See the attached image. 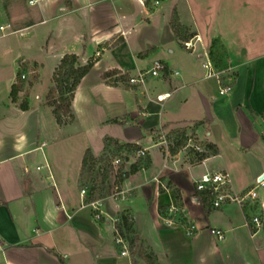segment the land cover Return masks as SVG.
Wrapping results in <instances>:
<instances>
[{
    "label": "crops",
    "instance_id": "obj_1",
    "mask_svg": "<svg viewBox=\"0 0 264 264\" xmlns=\"http://www.w3.org/2000/svg\"><path fill=\"white\" fill-rule=\"evenodd\" d=\"M174 9L201 38L196 52L175 35ZM0 17V26L9 25L2 35L27 38L15 64L36 73L29 94L19 92L28 109L10 96L16 74L0 100V264H147L141 245L158 264H264V211L252 230L250 209L226 203L206 212L195 190L207 172L227 170L238 192L264 173V0H0ZM203 50L228 70V93L205 76ZM65 54L95 64L74 92L73 120L59 124L45 101L48 90L40 88L43 67H51L49 89ZM156 60L166 65L162 73L128 82ZM110 70L119 73L104 77ZM45 108L54 125H47ZM179 129L204 151L213 143L218 152L198 162L187 137L172 154ZM88 149L96 157L127 150V172L149 163L120 183L114 170L104 182L90 180L82 175ZM137 149L145 156L138 158ZM259 198L264 204V188ZM92 201L103 212L99 219ZM173 203L183 220L169 226L163 217ZM121 215L131 217L139 237L136 252L124 255L113 232Z\"/></svg>",
    "mask_w": 264,
    "mask_h": 264
},
{
    "label": "built area",
    "instance_id": "obj_2",
    "mask_svg": "<svg viewBox=\"0 0 264 264\" xmlns=\"http://www.w3.org/2000/svg\"><path fill=\"white\" fill-rule=\"evenodd\" d=\"M34 1H31L33 3ZM157 3L154 4L156 6ZM156 9V8H155ZM154 9V10H155ZM9 25H1L0 30L5 31ZM197 42H201V38L198 35H194L192 38L182 42L183 47L192 52H196ZM200 59H202V67L205 71V76L207 78H216L221 94H226L232 89V81H228V70L219 69L215 61L211 57V53L207 50H203L198 54ZM166 69L165 63L156 60L153 62L151 67L145 71H139L135 76L129 78L128 82L130 84H143L148 76H157ZM26 74L21 73L20 80L26 79ZM16 82V81H15ZM169 94L158 96L159 100H162L163 96H168ZM39 98V96H36ZM187 147H191L195 152L202 153L204 148L194 139L193 136H189L187 140ZM146 149L135 150V155L140 158L145 156ZM131 154L127 150L122 151L118 156H116L111 164L113 170L125 176L127 171L125 165L128 163V159ZM206 158H203L204 161ZM27 170V168L25 169ZM264 188V173L260 174L253 186L243 190L236 191L232 184V179L230 173L227 170H218L214 172H207L203 174L199 179L195 181L196 191H206L210 196V205L213 208H219L226 203H233L241 208L250 209L248 213V219H246V225L252 230H258L262 225L264 204L259 198V189ZM82 195L86 193L85 189L81 191ZM123 193L117 192V195L123 197ZM98 212L95 214L96 218H101L103 212L99 209L98 201H92L90 203ZM183 209L177 204L169 205L163 219L164 222L173 226L178 224L183 220ZM129 220L131 217L128 216ZM122 223L121 218L113 219V232H114V243L121 250V253L128 254L129 243L124 233L118 227V224ZM210 232L216 237L217 240H222L224 238V231L219 228H212Z\"/></svg>",
    "mask_w": 264,
    "mask_h": 264
},
{
    "label": "trees",
    "instance_id": "obj_3",
    "mask_svg": "<svg viewBox=\"0 0 264 264\" xmlns=\"http://www.w3.org/2000/svg\"><path fill=\"white\" fill-rule=\"evenodd\" d=\"M150 1L156 2L162 0H145V3L149 4ZM170 25L175 35L183 41L192 38L196 34L194 32H191L187 26L183 25L180 22L176 9H174L172 12ZM94 64L95 59L89 60L86 64H81L78 60L77 55L65 54L60 60L59 64L56 66L52 76L53 85L47 92L46 102L53 108V114L59 124H66L73 120L74 114L72 110V100L74 98V92L82 78L92 69ZM118 73V70H110L104 73V77L113 76ZM17 77H19L18 74ZM120 78L124 81L127 80V77L124 75L120 76ZM20 81L21 80H18L12 84L10 96L13 102H17L18 106L21 109L26 110L28 109V103L26 99H20L19 97V92L22 90V82ZM172 133L174 135L175 145L170 148V152L172 154H176L178 150L184 146L188 136L186 135L185 130L180 129L173 131ZM110 144L111 140L106 139V150L110 146ZM127 145L130 146L129 144H126L125 146ZM132 147L137 148V145H132ZM205 148L206 151L198 153L196 161L199 162L203 158H206L209 154H215L218 152L217 146L213 143H206ZM107 159L108 157L106 151L99 157H96L88 149L83 157L82 175H84L86 179H100L102 182H104L109 177L110 172L113 171L111 162L108 163L107 166H99L100 163L107 162ZM148 163L149 160L146 159V164H141V162L133 164L130 168V171L127 172L125 176H122V174L119 173L117 175L116 181L120 183L129 174L135 173L136 171L141 169L142 166H147ZM176 195L179 199L180 195L178 192H176ZM198 199L201 202L204 210L207 212L208 208L210 207L209 194L206 191H199ZM120 218L122 223L118 224V227L124 233V236L129 243V249L133 253L138 247L139 237L134 234L132 222L131 220H129L128 216L121 215ZM139 252L147 264H158L156 263V259L153 254L146 252L142 245L139 248Z\"/></svg>",
    "mask_w": 264,
    "mask_h": 264
},
{
    "label": "rangeland",
    "instance_id": "obj_4",
    "mask_svg": "<svg viewBox=\"0 0 264 264\" xmlns=\"http://www.w3.org/2000/svg\"><path fill=\"white\" fill-rule=\"evenodd\" d=\"M5 22L4 18L0 17V23ZM13 29V28H11ZM10 29V30H11ZM5 32H8V30H5L4 32L0 31V100H4L7 97L8 94V90H9V83H10V79L12 77V75L14 74H18L19 76L21 75V73H25L26 79L21 80L20 82H22V89L25 90L27 92V94H29L30 90H31V86L34 84L35 80H34V76H36V73H30V69H28L26 67L23 68L22 67V71L20 68L17 67V65L15 64L13 58L14 55L17 51H25L24 49V45L26 42V36L25 37H19V35H15V34H4ZM34 69V68H33ZM50 70L51 67L49 65H46L45 67H43L42 69V79H43V84L42 87L40 88V90H49L48 86L46 88V84L49 82L50 79ZM20 80L19 77L16 76L15 81ZM45 86V87H44ZM45 94V97L47 95ZM44 95V93H42ZM44 100V96L43 99ZM41 100V101H42ZM46 101V98H45ZM38 102V101H37ZM40 102V101H39ZM46 109V114H45V118L46 121L48 122L51 121V124L47 125H54V120H53V116L50 112L49 108H45ZM119 155L118 152H115L113 155H107L108 159L107 162L105 163H100L99 166L103 167L104 165H108V163L111 162L112 159H114V156ZM115 171V170H114ZM111 189H109L110 191ZM112 191V190H111ZM110 191V193H111ZM113 192H115V190H113ZM129 250V248H128ZM136 252V251H135Z\"/></svg>",
    "mask_w": 264,
    "mask_h": 264
}]
</instances>
